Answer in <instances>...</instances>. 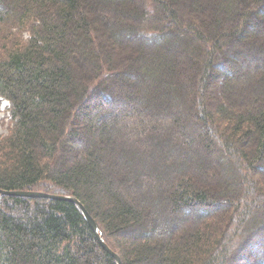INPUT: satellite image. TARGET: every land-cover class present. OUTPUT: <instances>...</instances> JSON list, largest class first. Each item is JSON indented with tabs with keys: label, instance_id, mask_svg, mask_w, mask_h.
Segmentation results:
<instances>
[{
	"label": "trees",
	"instance_id": "1",
	"mask_svg": "<svg viewBox=\"0 0 264 264\" xmlns=\"http://www.w3.org/2000/svg\"><path fill=\"white\" fill-rule=\"evenodd\" d=\"M0 99V190L122 264H264V0H0ZM0 264L119 263L0 194Z\"/></svg>",
	"mask_w": 264,
	"mask_h": 264
},
{
	"label": "water",
	"instance_id": "2",
	"mask_svg": "<svg viewBox=\"0 0 264 264\" xmlns=\"http://www.w3.org/2000/svg\"><path fill=\"white\" fill-rule=\"evenodd\" d=\"M0 194L5 195V196H17V197H29V198H45V199H52V200H57V201H66V202H71L76 204L84 214L87 222L89 225L93 228L95 233L98 236L99 242L101 243L102 247L110 253L117 261L119 264H122L121 258L119 257L118 254L113 252L108 245L105 243L103 237L100 234V228L98 224L95 222V220L91 217V215L88 213V211L85 209L83 204L79 202L76 198L71 197V196H55V195H49V194H44V193H39V192H6L0 190Z\"/></svg>",
	"mask_w": 264,
	"mask_h": 264
},
{
	"label": "rangeland",
	"instance_id": "3",
	"mask_svg": "<svg viewBox=\"0 0 264 264\" xmlns=\"http://www.w3.org/2000/svg\"><path fill=\"white\" fill-rule=\"evenodd\" d=\"M11 127L8 103L0 99V136H6Z\"/></svg>",
	"mask_w": 264,
	"mask_h": 264
}]
</instances>
